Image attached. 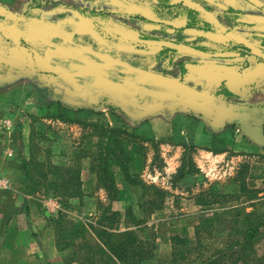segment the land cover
I'll return each mask as SVG.
<instances>
[{"label":"rangeland","instance_id":"obj_1","mask_svg":"<svg viewBox=\"0 0 264 264\" xmlns=\"http://www.w3.org/2000/svg\"><path fill=\"white\" fill-rule=\"evenodd\" d=\"M91 1L87 6L81 5L82 13L95 20L91 33L60 35L61 39L47 42L44 52L54 68L75 85L108 99H102L99 106L81 103L70 91L58 88L56 78L48 75V83L39 80L40 88L34 89L46 94L45 100L37 101L40 107L34 111L24 99L12 102V95L3 89V84L0 86V118L9 119L11 125L9 132L0 131V178L7 184L0 189V240L11 239L13 243L11 250L0 249V264H27V254L40 251L37 242L26 243L24 239L27 234L30 238L28 225V229L32 224L39 231L40 227H50L51 233H46L54 236L51 219L61 212L71 220L94 223L96 203H84L82 196L70 198L64 205V197L46 191L48 181L43 177H39L37 190L25 201L21 157L17 152L21 145L24 158L37 165L30 169L32 174L37 170L43 173L49 165L76 166L75 161H79L84 195L98 198L99 190L92 184L89 171L91 157L78 160L79 154H93L96 150L100 138L94 126L120 127L153 138V141L143 142L145 156L141 168L138 167L145 185L122 187L119 183L127 194L126 198L119 199L124 201L122 212L116 211L122 215L119 228L124 229L125 222L132 227L130 218L133 217L124 218L126 206L131 205L133 212L144 220L137 234L145 240L156 238V251L166 250L164 241L169 242V237L176 232L192 236L194 225L213 208L235 205L250 210L253 202L264 199V177H261L246 181L248 188L258 191V199H249L246 192L238 191L225 202L205 207L197 202L208 190L234 192L239 184L234 182V177L243 163L255 174L261 172L260 167L264 168V123L255 124L254 129L249 130L252 133L260 128L263 143L249 147L247 142L250 141L243 135L240 140L236 139L240 143H234L232 134L241 126L226 130L228 134H219L218 129L211 128H207L210 132L206 133L202 129L204 123L207 126L206 120L197 112L201 109L210 113L209 104L213 109H220L215 118L225 117L228 114L224 109L240 106L238 101L249 88H264V67L254 64L261 59L236 47L246 43L252 50L264 51V0H173L174 7L170 10L157 9L156 0ZM185 7L192 10V21L183 14ZM14 56L24 59L23 55ZM20 60L0 59L7 65L4 68L0 63V74L11 73L15 66L19 74L22 73L24 60ZM32 67L28 63L27 68ZM210 68H215L217 73L233 71L237 79L231 87L237 95L213 98L220 95L215 92L220 80L215 73L207 74ZM140 88H149L155 94L184 96L185 105L175 108L178 112H172L175 109L168 113L148 112L133 123L122 110L127 102H135V93ZM14 106H17L16 111ZM156 113L162 115L157 117ZM239 122L235 120L232 125ZM191 145L193 147L188 148ZM186 161H191V172L180 177L183 170L178 169ZM48 178L54 179L55 174L50 173ZM155 188L163 190L165 196L158 198ZM47 197H57L60 204L53 214L45 212ZM104 198L102 202H107L105 192ZM150 199L157 205L144 204L146 210L138 208V204ZM27 203L30 211L25 210ZM15 208L21 210L12 217L11 224L9 221L5 225ZM115 208L119 209V205ZM219 231L215 236L225 232L223 226ZM6 236L8 239H4ZM167 245L170 248V243ZM256 249L259 255L264 253V233ZM28 258L43 264L37 256Z\"/></svg>","mask_w":264,"mask_h":264},{"label":"trees","instance_id":"obj_2","mask_svg":"<svg viewBox=\"0 0 264 264\" xmlns=\"http://www.w3.org/2000/svg\"><path fill=\"white\" fill-rule=\"evenodd\" d=\"M2 41L0 54H4L3 47L6 48L5 45H13L12 40L3 38ZM236 47L243 53L250 51V48L244 44H239ZM244 67H247V63L244 64ZM213 69L210 68L207 74L215 73L214 76L220 80L219 88L215 91L216 94L237 95L231 87L235 78L234 72L217 73ZM50 75L56 78L57 84L62 87L58 88L64 89V91L69 89L74 95L76 93L75 97L81 103L99 106L102 99H108L107 96L88 93L61 74L50 73ZM156 94L158 95L156 96ZM156 94L149 88H140L135 93V102H127L126 108H123L122 112L126 118L136 123L148 112L168 113L172 109L185 105L184 96L169 93ZM208 107H210V113L201 109L197 112L204 116L208 128L217 130L222 121L227 122L228 117L215 118L220 114V109H213V105L209 104ZM226 113L233 114L232 111ZM246 116H248V112L243 109L234 114L236 119L245 120ZM94 128H98L100 138L95 145L96 150L93 154H89V152L79 154L78 160L87 156L91 157L89 171L95 175V188L105 192L107 202L97 200L94 223L86 224L82 220H71L62 212L56 218H52L55 247L64 253L65 264H115L116 262L146 264L154 259L157 246L153 238L145 240L137 234V231L142 230L139 225L144 220L137 216L136 212H133L131 205H128L125 208L124 218L133 217L130 218L132 227L125 222V228H119L122 215L112 208V202L124 198V188L122 187L145 185L140 178L138 167L141 168L142 158L145 156L143 142L153 141V138L144 134H133L120 127L102 125L94 126ZM17 138L19 140V135ZM191 147L193 146L188 148ZM17 152L21 157L24 177L23 193L25 195L35 193L39 177L48 181L46 191H52L65 198L64 205H67L68 199L80 198L84 195L79 161H75L76 166L49 165L43 173L37 170V173L32 174L30 169L36 168L37 165H32L34 163L24 158L21 145H18ZM191 165V161H186L180 166L178 171L183 170L180 177L191 172ZM260 170L259 174H255L250 170L248 164L243 163L234 177V182L239 183L234 192L223 193L217 190H208L197 198V202L204 207L225 202L229 197L236 196L238 191L246 192L245 195L249 199H258V191L248 188L246 181L264 177V168L260 167ZM50 173L55 174L54 179L48 178ZM119 183L122 187H119ZM155 191L158 198L165 196L163 190L155 188ZM262 203H264V199L253 202L250 205L252 207L250 210L244 206L235 205L213 208L209 214H205L194 225L192 236L178 232L172 234L169 237L171 248L169 257L167 259L156 258V264H264V253L259 255L256 249V244L264 233ZM144 204L157 205L155 200L150 199L138 204V208H144ZM20 210V208H15L7 217L5 225ZM222 226L225 232L215 236L220 232ZM89 237L92 238V242Z\"/></svg>","mask_w":264,"mask_h":264},{"label":"crops","instance_id":"obj_3","mask_svg":"<svg viewBox=\"0 0 264 264\" xmlns=\"http://www.w3.org/2000/svg\"><path fill=\"white\" fill-rule=\"evenodd\" d=\"M91 2H92L91 0H0V24L3 26V31H4L3 34L9 37L13 36L12 39L16 42L14 45L16 44L18 45V43L20 44L22 42V44L23 43L28 44L35 50L39 51L40 53L44 54L45 56H48L44 52V49H46V47L48 46L46 45L47 42L57 41L61 39L62 36L60 35L66 34L68 36H72L74 33H78L81 35L91 33L90 27H93L95 25L94 23H92L95 22V20L91 16H86L85 13H82L84 9L81 6V5L87 6ZM88 14L90 15L91 12H89ZM14 50L19 51L18 47H15ZM0 59L8 60L6 57H2ZM19 62H23V59L20 60ZM0 63L1 66L5 65L4 68H6L7 66L6 64H3L1 61ZM254 64H259L264 67L263 60H259V62H254ZM27 65L28 64H26V62L24 61L23 68H21L22 73L20 74L16 69L17 66L14 67L15 69H13L11 73L7 72L6 75L0 74V86L1 84H3L2 85L3 89L4 90L6 89L5 91H8L12 95L11 96L12 102L13 101L17 102L18 99L19 100L24 99L26 100L25 104L30 105V107L33 109L35 108L34 111H36L40 107L39 105H36L37 101L40 99L45 100L46 94H44L41 90L35 91L34 89L40 88L39 80H43L44 76L38 74L37 71L34 69V67L27 68ZM23 77L24 78L26 77V79H23ZM35 78L37 79V81L34 80ZM236 79L237 77H235L234 80ZM24 88H25V92H24ZM245 92L246 94L243 95L240 101H238L239 103H241L240 106L236 105L224 109V112L227 111L233 112V114L228 113L230 115H227L228 117L227 122H230V124L226 125L224 124L225 122H223L217 131L220 132L219 134L221 133L228 134L226 130L229 131V129H234V127L239 125L241 127H239V130L236 129L237 133H235L234 135L232 134L234 138L233 139L234 143L235 142L240 143L241 141L239 140L243 135L245 137H248V140L250 142L249 143L247 142V145L249 147H254V146L256 147L258 146V144L263 143V138L260 136L259 133L260 128L259 129L255 128L254 132L252 133L249 130L251 128L254 129L255 124H260L261 126V124L264 123V88L256 89V90H252L251 88H249V90ZM213 98L222 99V98H226V96L220 94ZM2 104L3 103H1V107H3ZM16 107L17 106L13 107L15 111H16ZM242 109L248 112V116L245 118V120L236 119V117H234V114L239 113V111ZM178 111L179 109H175L172 112H178ZM158 115H162V114L156 113V116L160 117ZM234 119L236 121L237 120L240 121L239 122L240 124H234L233 126L232 124L235 121ZM244 121H246V123ZM207 128L208 126H206V124L204 123L202 129L206 133H209L210 130H208ZM245 130L247 131V133ZM90 175H92V184L95 186L96 183L95 175L93 173H90ZM98 190L100 195L98 198L94 197L93 195L92 197L83 195L82 201L84 203H86L87 201L89 205H91V203L93 205L99 199L105 200L104 191L102 189H98ZM126 194L127 193L125 191L123 194L124 198H126L125 196ZM24 196H25L24 198L25 201H28L27 197L29 195H24ZM123 202H121L120 200L114 201L113 208L115 210L122 212L124 208ZM117 204L119 205V209L115 208ZM29 207L30 206L28 205V208H25V210L28 209V211H30L31 209ZM94 208L95 207L93 206V212H95ZM28 227L29 225L26 227L27 228L26 230L27 231L29 230L30 238L27 234L24 236V239H26V243L27 241L31 242L32 240L37 242V249L40 251H32L28 253L27 264H30V261H32V264H36L35 258L34 260H30L28 258L33 256H37L38 260L41 261L43 264H65L64 253L62 251H59L55 247L54 236L53 235L49 236L46 233L49 231L51 233L50 227L49 228L46 227L44 229H42L43 227H40V231L37 230L38 228H35L34 225L32 224L30 225V229H28ZM21 231L25 232L24 228H21ZM4 239H8V236H6ZM89 240L91 242L93 241L91 237H89ZM164 242L169 243L168 241H164ZM154 243L156 244V238L154 239ZM167 243L165 248L166 250L161 252L159 248L157 252L155 251L154 259L150 260L146 264H150V263L156 264V258L167 259V257H169L170 255V248H168ZM2 247L11 250L13 248V243L11 239L3 240V241L0 240V249ZM115 264H120V263L116 262Z\"/></svg>","mask_w":264,"mask_h":264},{"label":"flooded vegetation","instance_id":"obj_4","mask_svg":"<svg viewBox=\"0 0 264 264\" xmlns=\"http://www.w3.org/2000/svg\"><path fill=\"white\" fill-rule=\"evenodd\" d=\"M173 0H156V4H157V9H159V10H162V9H168V10H170V9H172L173 7H174V5H173V2H172ZM191 13H192V10H190V9H188V8H184L183 9V14H186V18H188V19H190V21H192V18H193V15H191ZM1 25V24H0ZM2 26V25H1ZM186 26H188V27H190L189 25H187L186 24ZM3 38H5V39H9V40H12L13 41V45L11 44L10 46H7V45H5L6 46V48H4L3 47V50H5L3 53L4 54H0V58H2V57H6L8 60H14V61H18V60H20V59H18L17 57H15L14 56V51H15V54H19V55H23L24 56V61H26V64H32V66L34 67V65H33V62H32V52H31V49H34V48H32L30 45H28V44H22V42L19 44L18 43V45L16 46V45H14L16 42L11 38V37H9V36H7V35H5V34H3V32L1 33L0 32V39L2 40ZM2 42L3 41H0V45H2ZM239 44H244V45H246V46H248L249 48H250V51L249 52H251V47L248 45V44H246V43H239ZM15 47H18V49H19V51H17V50H14L15 49ZM14 48V49H13ZM35 50V49H34ZM37 51V50H36ZM0 52H1V50H0ZM37 52H39V51H37ZM264 52V51H263ZM40 53V52H39ZM40 54H42V53H40ZM43 56H45L44 54H42ZM46 58H47V56H45ZM48 59V58H47ZM49 60V59H48ZM50 61V60H49ZM50 63H51V61H50ZM52 64V63H51ZM52 66H53V64H52ZM54 67V66H53ZM34 69L37 71V73L38 74H41L42 76H44L43 77V80L46 82L47 81V83H48V81L50 80L49 78H47L48 77V75H50V73H44V72H40V71H38L35 67H34ZM234 76L236 77V75H235V73H234ZM235 79V78H234ZM51 83L53 84V85H55L56 83H54L53 81H51ZM58 87H60V88H62L61 86H59V84L57 85ZM77 86V85H76ZM65 91L66 92H69L70 90L68 89V90H66L65 89ZM75 95H77L76 93H75Z\"/></svg>","mask_w":264,"mask_h":264},{"label":"water","instance_id":"obj_5","mask_svg":"<svg viewBox=\"0 0 264 264\" xmlns=\"http://www.w3.org/2000/svg\"><path fill=\"white\" fill-rule=\"evenodd\" d=\"M0 32H3V27L0 25ZM32 52V62L34 67L40 71V72H44V73H53V74H61L63 77H66V75H64L62 72H60L59 70H57L56 68H54L52 66V64L50 63V61L43 56L42 54H40L39 52H37L34 49H31ZM251 54H253L254 56H256L257 58L261 59L264 61V52L261 50H251Z\"/></svg>","mask_w":264,"mask_h":264},{"label":"built area","instance_id":"obj_6","mask_svg":"<svg viewBox=\"0 0 264 264\" xmlns=\"http://www.w3.org/2000/svg\"><path fill=\"white\" fill-rule=\"evenodd\" d=\"M10 128H11L10 120L7 118H0V131L9 132ZM10 153L11 152H9V154ZM6 187H7L6 181H4L3 178H0V189L6 188ZM52 198L53 197H47V202L45 200L46 204L44 205L45 212L49 214H53V212L60 207L57 197L53 199ZM48 199H49V202H48Z\"/></svg>","mask_w":264,"mask_h":264}]
</instances>
